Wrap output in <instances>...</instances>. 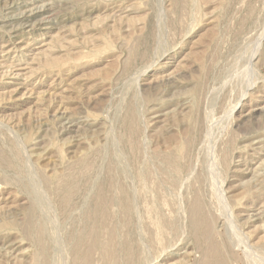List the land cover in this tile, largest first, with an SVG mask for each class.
Wrapping results in <instances>:
<instances>
[{
	"label": "rangeland",
	"instance_id": "rangeland-1",
	"mask_svg": "<svg viewBox=\"0 0 264 264\" xmlns=\"http://www.w3.org/2000/svg\"><path fill=\"white\" fill-rule=\"evenodd\" d=\"M218 263L264 264V0H0V264Z\"/></svg>",
	"mask_w": 264,
	"mask_h": 264
},
{
	"label": "bare ground",
	"instance_id": "bare-ground-1",
	"mask_svg": "<svg viewBox=\"0 0 264 264\" xmlns=\"http://www.w3.org/2000/svg\"><path fill=\"white\" fill-rule=\"evenodd\" d=\"M70 128V127H69ZM195 207V206H194ZM194 210V209H193ZM193 216H195L196 217V215L194 214ZM204 219V218H203ZM197 223V222H196ZM201 224V223H200ZM194 225V224H193ZM109 242V241H108ZM96 245V244H95ZM94 245V246H95ZM89 247V246H88ZM97 247H99V246H97ZM106 251V250H105ZM77 252V251H76ZM84 252H86V251H84ZM212 253V252H211ZM93 254H95V253H93ZM87 255V254H86ZM89 255V254H88ZM218 255V254H217ZM104 256V255H103ZM85 257V256H84ZM214 257H216L215 255H214ZM87 258V257H86ZM216 258H218V257H216ZM214 259V261H215V258H213ZM89 260V259H88ZM80 261V260H79ZM216 261H217V259H216ZM81 262V261H80ZM79 262V263H80ZM101 262V261H100ZM82 263V262H81ZM217 263V262H216ZM219 264V263H218Z\"/></svg>",
	"mask_w": 264,
	"mask_h": 264
}]
</instances>
